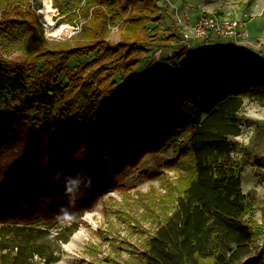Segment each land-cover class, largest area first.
Masks as SVG:
<instances>
[{
	"label": "trees",
	"instance_id": "obj_1",
	"mask_svg": "<svg viewBox=\"0 0 264 264\" xmlns=\"http://www.w3.org/2000/svg\"><path fill=\"white\" fill-rule=\"evenodd\" d=\"M32 2L0 0V36L22 54H0V264L56 261L55 242H66L76 224L56 234L33 224L74 221L106 192L125 190L145 156L169 145L174 157L157 164L178 173L168 209L123 264H264L258 224L245 218L252 206L241 167L230 156L244 99L264 100V57L183 43L170 75L118 82L153 42L154 50L168 44L159 0H55L57 22L79 25L66 40L44 36ZM161 174L155 166L138 171L140 179Z\"/></svg>",
	"mask_w": 264,
	"mask_h": 264
},
{
	"label": "rangeland",
	"instance_id": "obj_2",
	"mask_svg": "<svg viewBox=\"0 0 264 264\" xmlns=\"http://www.w3.org/2000/svg\"><path fill=\"white\" fill-rule=\"evenodd\" d=\"M42 2L33 0L32 5L44 36L49 40L70 39L79 30V25L57 22L61 15L55 0H52L55 10L53 20L51 23L46 21L40 11ZM159 4V22L164 28L161 41L168 44L154 50L158 42H153L148 55L140 61L134 72L130 75H118V82L128 77L145 81L170 75L179 60L178 44L184 43L181 41V27L176 21V14L193 18L198 14L196 9L199 6H206L217 13L245 17L249 41L197 40L191 43L189 48L196 49L197 52L207 51L219 55L245 50L264 57V0H159ZM62 24L72 26V32L67 37L60 36L56 31ZM108 36L111 41L119 39L117 26L108 28ZM167 36L171 39L166 40ZM154 40L157 41L158 38L155 37ZM7 42L6 38L0 36V54L22 59L19 49ZM180 60L187 62L192 61V58L183 56ZM76 62L78 60L74 59L71 64ZM38 64L43 68L41 63ZM58 79L65 83L62 74ZM238 117L241 134L236 139L239 147L232 151L230 156L231 160L241 167V189L252 206L245 218L258 224L261 233L258 236V244L261 245L264 242V100L245 98ZM168 157H174L170 145L160 151L159 155H146L139 167L130 172L125 190L106 192L91 210L74 221L56 219L50 222H35L33 225L45 227L53 234L58 233L66 224H76V229L66 242H55L58 259L48 264H123L130 255L138 251L144 240L158 226L163 213L167 211L168 193L176 187L178 173L157 165ZM148 166L162 170L160 177L140 179L138 171Z\"/></svg>",
	"mask_w": 264,
	"mask_h": 264
},
{
	"label": "built area",
	"instance_id": "obj_3",
	"mask_svg": "<svg viewBox=\"0 0 264 264\" xmlns=\"http://www.w3.org/2000/svg\"><path fill=\"white\" fill-rule=\"evenodd\" d=\"M196 10L198 14L193 18L176 14V21L181 27V41L188 47L197 40L249 41L245 17L217 13L206 6H199Z\"/></svg>",
	"mask_w": 264,
	"mask_h": 264
},
{
	"label": "bare ground",
	"instance_id": "obj_4",
	"mask_svg": "<svg viewBox=\"0 0 264 264\" xmlns=\"http://www.w3.org/2000/svg\"><path fill=\"white\" fill-rule=\"evenodd\" d=\"M42 6L40 11L42 12L44 19L48 22H52L55 10L53 9L52 0H42ZM57 33L62 37H67L72 32V26L68 24H62L56 28Z\"/></svg>",
	"mask_w": 264,
	"mask_h": 264
}]
</instances>
